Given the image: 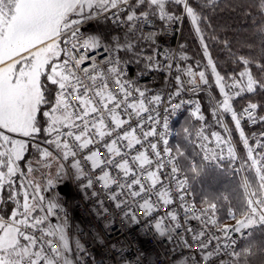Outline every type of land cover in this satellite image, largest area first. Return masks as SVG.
Segmentation results:
<instances>
[{
  "label": "snow or ice",
  "instance_id": "1",
  "mask_svg": "<svg viewBox=\"0 0 264 264\" xmlns=\"http://www.w3.org/2000/svg\"><path fill=\"white\" fill-rule=\"evenodd\" d=\"M216 8L217 0H0V264H105L70 225L58 191L67 182L98 218L119 215L168 242L170 264H253L264 256V131L249 136L242 126L264 124V115L256 102L234 107L244 94L264 92V0L241 5L261 56L230 52L239 70L224 74L207 43L217 37L201 27L212 29L205 13ZM185 19L203 68L184 63V45L157 46ZM89 21L105 27L89 34ZM133 63L143 66L135 79ZM148 72L162 73L164 87L141 84ZM213 86L219 99L210 113L221 131L211 130L198 98H184ZM186 106L187 126L173 133L170 118ZM213 173L231 174V195L196 192ZM92 240L123 257L99 233Z\"/></svg>",
  "mask_w": 264,
  "mask_h": 264
},
{
  "label": "built area",
  "instance_id": "2",
  "mask_svg": "<svg viewBox=\"0 0 264 264\" xmlns=\"http://www.w3.org/2000/svg\"><path fill=\"white\" fill-rule=\"evenodd\" d=\"M184 22L185 20L182 24L174 25L168 31L161 33L157 46L161 49L180 51V45H183ZM104 27L103 22L89 21L82 30L90 34L100 31ZM159 27L160 25L157 24L156 30H159ZM184 63L187 64V61ZM129 77L132 78L130 70ZM138 79L141 84H149L157 90L164 87V77L159 72H149ZM203 91L196 94L185 93L184 98L200 100ZM175 102L173 101V103ZM190 107L186 106L184 110L170 118L173 133H175L176 120L189 113ZM174 136L170 138V144H172ZM65 186L67 193L61 197L68 211L70 225L92 250L97 260L102 258L105 264H123L124 260L129 264H136L137 260H139V264H170L172 256L171 245L168 242L154 237L153 233L145 231L142 226L127 224L119 215L98 218L91 211L92 203L82 198V194L73 182H67ZM193 226H195V221H193ZM94 233H99L109 245L115 243L117 249H122L123 257L116 250L105 251L97 246L92 240Z\"/></svg>",
  "mask_w": 264,
  "mask_h": 264
},
{
  "label": "trees",
  "instance_id": "3",
  "mask_svg": "<svg viewBox=\"0 0 264 264\" xmlns=\"http://www.w3.org/2000/svg\"><path fill=\"white\" fill-rule=\"evenodd\" d=\"M245 0H217V8L213 11H208L205 15L210 17L212 29H208L207 25H201L205 29L206 36H215L217 37L216 41L208 40L209 51L217 63L218 70L222 74L226 72H231L233 70H239V66L233 63L234 57L230 54L235 55H244L259 58L261 56V41L259 37L254 35V29L251 25V21L245 18L244 12L241 10V5ZM183 36H184V48L183 52L187 54L189 59L187 62L192 65H199L203 68L206 65V59L203 56L201 45L199 40L192 28L190 21L185 19ZM223 41L229 42V48H226L223 44ZM249 45H252L250 48ZM129 70L132 78H137L138 68L136 65L130 64ZM255 73V69H253ZM136 76V77H135ZM209 83L212 84L213 77L209 73ZM214 94L218 96V90L213 86L210 88ZM206 92H202L200 96V103L203 106L202 111L208 116L210 110V103L206 101ZM202 98V100H201ZM249 101L256 102L262 107L257 110L258 115H264V92H257L256 94H244L242 97L237 98L234 101V107L240 108L246 106ZM189 117V113L181 116L176 120L175 123V133H177V128L179 122L183 119ZM229 120V116L227 117ZM193 123H196L193 121ZM198 127V124L196 125ZM246 134L251 136L252 133L259 134L261 131H264V124H255V125H243ZM232 134L234 135L238 151L240 155L244 154L243 146L240 143L239 136L233 130ZM174 139L172 144L179 141ZM214 178H210L208 183L201 184L198 183L197 187H194L196 192H199L201 188H206L218 193H223L225 195H231L232 190L235 188V181L232 179L230 173L228 174H216L213 173ZM221 178L226 182L225 185L221 183ZM217 185L213 187V184ZM219 184V185H218ZM259 237V233L257 234ZM253 264H264V256H257L253 259Z\"/></svg>",
  "mask_w": 264,
  "mask_h": 264
},
{
  "label": "rangeland",
  "instance_id": "4",
  "mask_svg": "<svg viewBox=\"0 0 264 264\" xmlns=\"http://www.w3.org/2000/svg\"><path fill=\"white\" fill-rule=\"evenodd\" d=\"M186 21V20H185ZM185 23V22H184ZM105 26V25H104ZM184 28V27H183ZM182 37H183V43H184V36H183V34H182ZM143 47L146 49V51H145V54L146 55H151L152 53H151V51H149L148 50V45L147 44H145V45H143ZM187 64H189L188 62H187ZM134 65H136V64H134ZM137 66V65H136ZM143 66L141 65V66H137V68L139 69L138 70V72L141 70V68H142ZM149 73V72H148ZM147 74V73H146ZM136 77V76H135ZM204 92H206V101L207 102H209L210 103V108L213 106V103H214V101H213V97H215L216 99H218V96L216 95V94H214L213 92H212V90L210 89V88H208V87H205L204 88ZM201 100H202V98H201ZM203 107V106H202ZM244 107V106H243ZM243 107H240V108H236L237 109V111H239L240 109H242ZM204 114H205V112H204ZM208 114V116L205 114V116L207 117V121H208V123L212 126L211 127V130H213V131H221V129L219 128V126H217V125H215L214 123H213V121H212V116H211V113H210V110H209V113H207ZM229 116V120H228V117ZM189 119V117H186V118H183L180 122H179V125H178V128H177V132H179L180 130H181V128L183 127V126H187V124H186V121ZM224 122L228 125V127L230 128V129H232V131L234 130L235 132H236V130L234 129V125H233V122L231 121V117H230V114H224ZM244 124H248V125H253V124H251V123H249V122H247L246 120H244V121H242V126L244 125ZM199 126V125H198ZM245 133H246V131H245ZM236 134L238 135V133L236 132ZM239 136V135H238ZM177 136L175 137V140H177ZM232 140H233V143L236 145V147H237V151H238V145H237V141H236V139H235V137H234V135L232 134ZM240 140V139H239ZM238 153H239V151H238ZM240 154V153H239ZM221 183L223 184V185H225V181H224V179L223 178H221ZM197 184L198 183H196L195 185H194V187H197ZM201 185V184H200ZM219 185V184H218ZM217 185H215V183L213 184V187H216ZM58 191L60 192V195L61 196H63V195H65L66 193H67V189H66V186H62L61 188H59L58 189ZM223 222L224 223H228L229 221L227 220V219H224L223 220Z\"/></svg>",
  "mask_w": 264,
  "mask_h": 264
}]
</instances>
